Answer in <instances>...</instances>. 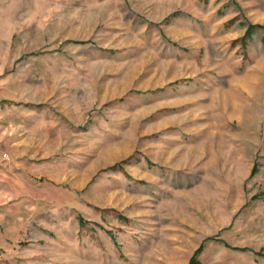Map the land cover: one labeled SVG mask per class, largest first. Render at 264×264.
Returning <instances> with one entry per match:
<instances>
[{"label":"rangeland","instance_id":"rangeland-1","mask_svg":"<svg viewBox=\"0 0 264 264\" xmlns=\"http://www.w3.org/2000/svg\"><path fill=\"white\" fill-rule=\"evenodd\" d=\"M0 264H264V0H0Z\"/></svg>","mask_w":264,"mask_h":264}]
</instances>
